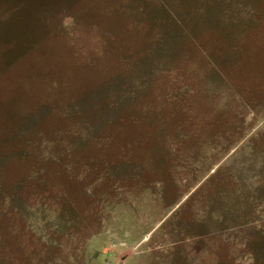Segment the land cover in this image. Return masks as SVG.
I'll return each mask as SVG.
<instances>
[{
	"label": "rangeland",
	"instance_id": "rangeland-1",
	"mask_svg": "<svg viewBox=\"0 0 264 264\" xmlns=\"http://www.w3.org/2000/svg\"><path fill=\"white\" fill-rule=\"evenodd\" d=\"M263 177L264 0H0V264H264Z\"/></svg>",
	"mask_w": 264,
	"mask_h": 264
},
{
	"label": "crops",
	"instance_id": "crops-1",
	"mask_svg": "<svg viewBox=\"0 0 264 264\" xmlns=\"http://www.w3.org/2000/svg\"><path fill=\"white\" fill-rule=\"evenodd\" d=\"M263 179H264V177H263ZM262 184H264V180L262 181ZM257 197L259 196L258 194L256 195ZM242 213H243V210H241V208H236L235 207V209H230V211H226V212H224V211H222V213L220 212L219 214H218V217H223V219L226 221V222H232V220H234L235 222H237V221H239L240 219H241V217H242ZM231 217H233V219L232 220H229V219H227V218H231ZM219 223V222H218ZM219 227H217V229H218ZM234 228H236V225L234 226V225H229V226H225V228L223 229V231H228V230H232V229H234ZM219 230V232H220V228L218 229ZM222 232V231H221ZM145 238H147V236H145L144 237V239ZM171 264L173 263V262H170ZM169 263V264H170Z\"/></svg>",
	"mask_w": 264,
	"mask_h": 264
}]
</instances>
